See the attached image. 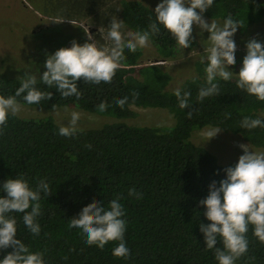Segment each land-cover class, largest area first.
I'll use <instances>...</instances> for the list:
<instances>
[{
    "label": "trees",
    "instance_id": "trees-1",
    "mask_svg": "<svg viewBox=\"0 0 264 264\" xmlns=\"http://www.w3.org/2000/svg\"><path fill=\"white\" fill-rule=\"evenodd\" d=\"M120 5L123 26L134 33L147 29L155 20L152 13L155 8L141 0H122ZM9 6L17 14L3 20L1 17L0 25L5 22L3 32L14 33L15 27H8V23L14 20L21 25L18 12H22L23 4L20 0H0L1 10L10 13ZM228 15L239 21V31L246 34L252 26L264 22V0H215L204 17L224 20ZM150 41L158 55L167 60L194 50L199 44L195 38L192 47L183 50L162 26ZM22 54L31 58L32 63H43L42 54ZM142 55L139 48L134 53L125 50L110 84H93L81 78L77 81L82 92L78 99L61 97L55 88L42 83L37 87L52 92L50 100L29 105L17 98L21 105L29 107L51 110L54 104L55 108L76 106L118 119L135 117L134 107L160 108L170 111L177 120L174 126L158 127L114 122L97 129H81L69 138L58 134L61 125L52 117L9 118L0 136V185L19 175L33 188L41 179L48 182L51 194L41 193L38 236L24 226L22 214H15L17 238L31 251L44 252L47 264H217L213 251L205 249L199 225L201 221L205 224L210 221L204 217L205 209L199 201L208 195L213 180L224 178L223 169L235 163L221 164L214 154L187 138L192 131L219 127L221 132L264 150V128H240L245 116L264 119V101L238 88L235 77L219 81L218 95L197 100L206 78L205 57L203 62L202 59L195 62L196 75L180 84L179 88L191 92L190 107L181 109L174 91L168 89L173 81L172 70L159 64L141 66ZM244 55L236 59L237 68L242 66ZM3 63L0 55V94L13 95L20 86V77L4 73ZM34 75L39 80V74ZM125 96L128 102L121 109L115 101ZM101 102L106 105L104 111L98 108ZM189 111L191 117L187 115ZM89 144L91 148L87 147ZM132 188L141 194L139 198L129 195ZM117 197L127 220L125 241L130 249L127 258L113 256L117 241L108 242L103 249L88 246L78 229L69 228L70 219L83 207L95 201L107 205ZM246 235L248 251L236 264H264V243L253 235L251 226ZM9 251L12 249L0 250V257Z\"/></svg>",
    "mask_w": 264,
    "mask_h": 264
},
{
    "label": "clouds",
    "instance_id": "clouds-1",
    "mask_svg": "<svg viewBox=\"0 0 264 264\" xmlns=\"http://www.w3.org/2000/svg\"><path fill=\"white\" fill-rule=\"evenodd\" d=\"M215 3V0H160L154 12L155 20L147 29L122 35L123 21L112 17L108 26L107 37L111 47L97 45L93 37L83 44L73 40L70 47H61L54 53L47 54L43 67L46 69L37 76L25 73L20 77V86L13 95L0 94V136L8 125L10 117H15L20 111V98L29 105H39L50 100L52 92L42 91L38 83L55 88L61 97L82 95L77 81L81 78L93 84H110L125 50L136 52L137 49L149 45L151 38L161 31V26L183 50L192 47L195 40L193 26L203 37L209 35L204 46L207 65L205 83L199 88L197 100L218 95L219 81H229L235 74L236 85L249 96L258 101H264V42L253 38L246 42V54L242 60L239 72H234L229 66L237 63V44L235 33L240 27L238 20L228 15L220 24L215 20L209 22L204 14ZM203 62V58L201 60ZM181 109L190 107L191 92L177 87L173 93ZM136 93H133L135 98ZM128 102L125 96L115 101L123 109ZM105 103L98 105L100 111L105 110ZM55 109V104L53 105ZM191 117L192 112L187 113ZM230 115V114H228ZM81 114L71 113L66 125H61L58 134L64 137H75L81 129L79 121ZM264 128V119L245 116L240 122L241 129ZM221 128L212 127L208 130V141L214 138ZM88 148L92 146L87 145ZM243 154L238 162L223 169L225 176L218 182L209 184L208 195L199 201L204 207L203 215L210 223L200 222V231L204 236L205 249L212 250L217 264H236V261L248 251L246 233L252 227L253 235L264 243V152L249 150L241 144ZM6 193V195H3ZM41 193L50 195V187L46 179H41L33 188L23 176L9 177L0 185V250L11 248L12 251L0 257V264H47L45 253L31 251L21 239L17 238L18 225L15 214H22V221L27 230L38 236L41 225L38 217L41 213ZM129 195L140 197L134 188L129 189ZM120 198L112 199L107 205L95 201L81 209L79 214L70 219L69 228H76L84 238L83 243L103 249L110 241H117L112 254L115 257L127 258L130 249L126 246L125 232L127 220ZM220 243L222 246H217Z\"/></svg>",
    "mask_w": 264,
    "mask_h": 264
},
{
    "label": "rangeland",
    "instance_id": "rangeland-1",
    "mask_svg": "<svg viewBox=\"0 0 264 264\" xmlns=\"http://www.w3.org/2000/svg\"><path fill=\"white\" fill-rule=\"evenodd\" d=\"M121 1L122 0H20L23 4L22 12H18V19L21 25L11 20L8 27L14 33L3 32V23L0 27V55L3 63L2 71L10 77H23L25 73L42 74L46 69L43 67L47 54L54 53L61 47H70L73 40L80 44L92 42L89 35L93 37L97 45L111 47V40L107 37L108 26L112 17L115 16L121 21ZM146 5L155 8L160 0H141ZM18 2V1H17ZM11 11L7 13L0 9L1 20L7 16L17 14L16 9L8 7ZM209 22L211 19L206 18ZM222 24V19H212ZM13 21V22H12ZM9 29V28H8ZM48 29V32H44ZM193 35L198 40V47L181 53L177 58L167 60L161 58L154 45L150 41L149 45L142 48L141 66L161 65L168 70H172L173 81L168 86L174 91L180 87L182 81L188 77L196 75L193 66L195 62L205 58L204 44L207 42L208 33L204 32L203 37L197 35L199 29L193 26ZM17 32V33H16ZM127 27H122V35L133 34ZM20 38H17L19 37ZM35 36V37H34ZM73 36V37H71ZM86 38V39H85ZM264 42V22L252 26L246 34H241L239 29L235 33L234 39L237 44L236 59L246 54L245 44L251 39ZM201 41V43H200ZM28 52L30 55L42 54L40 63H32L31 58L22 57V53ZM238 73L240 68L229 66ZM233 77L238 78L235 74ZM21 105V104H20ZM133 110L136 116L130 119H118L113 116H104L86 112L76 106L58 107L55 109H43L39 107H29L21 105L17 114L23 118H44L52 117L59 125H66L71 113L77 111L81 114L79 121L80 129H97L108 123L123 122L134 126H174L177 120L167 109L160 108H137ZM212 126L202 130L192 131L188 136V141L197 146L203 147L214 154L221 164L237 163L240 155L243 154L241 144L247 145L249 150L264 152L256 149L251 144L243 141L237 136L219 132L214 138L208 141L207 132Z\"/></svg>",
    "mask_w": 264,
    "mask_h": 264
}]
</instances>
